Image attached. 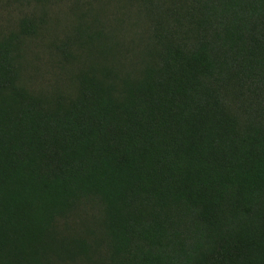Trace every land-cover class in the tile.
Instances as JSON below:
<instances>
[{
    "label": "trees",
    "instance_id": "obj_1",
    "mask_svg": "<svg viewBox=\"0 0 264 264\" xmlns=\"http://www.w3.org/2000/svg\"><path fill=\"white\" fill-rule=\"evenodd\" d=\"M130 1L138 68L116 44L71 99L22 85L32 20L0 36V264L86 255L57 224L91 196L99 264H264V0Z\"/></svg>",
    "mask_w": 264,
    "mask_h": 264
},
{
    "label": "rangeland",
    "instance_id": "obj_2",
    "mask_svg": "<svg viewBox=\"0 0 264 264\" xmlns=\"http://www.w3.org/2000/svg\"><path fill=\"white\" fill-rule=\"evenodd\" d=\"M138 11L130 0H0V36L16 33L24 19L32 20L38 32L24 39L22 85L50 101L71 99L78 93L79 74L116 44L123 56L110 57L107 63L138 68L137 53L149 33ZM57 232L78 247L85 244L87 254L77 255V248L54 264H99L107 238L101 200L84 198L73 214L58 222Z\"/></svg>",
    "mask_w": 264,
    "mask_h": 264
}]
</instances>
